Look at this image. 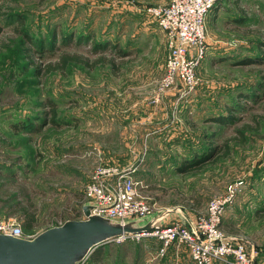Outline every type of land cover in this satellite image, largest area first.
I'll use <instances>...</instances> for the list:
<instances>
[{
	"label": "rangeland",
	"instance_id": "374dc122",
	"mask_svg": "<svg viewBox=\"0 0 264 264\" xmlns=\"http://www.w3.org/2000/svg\"><path fill=\"white\" fill-rule=\"evenodd\" d=\"M221 1L240 15L215 21L210 10L196 86L155 102L167 44L146 10L168 0H0V217L18 216L17 197L35 206L37 233L67 220L99 165L130 172L154 208L179 206L189 218L243 180L221 225L264 263V0H237L240 9ZM63 53L117 67L70 62L46 72ZM221 114L224 123L210 120ZM15 122L32 126L13 133ZM243 125L245 141H230ZM226 141L228 155L183 171L194 151ZM175 223L176 215L165 221ZM160 246L154 235L109 241L97 264H195L174 245L160 255Z\"/></svg>",
	"mask_w": 264,
	"mask_h": 264
},
{
	"label": "built area",
	"instance_id": "2783aa9c",
	"mask_svg": "<svg viewBox=\"0 0 264 264\" xmlns=\"http://www.w3.org/2000/svg\"><path fill=\"white\" fill-rule=\"evenodd\" d=\"M215 2L216 0H168L164 5L147 8L146 11L164 31L167 44L155 102L169 89H175L176 97L182 98L196 86L197 68L209 48L206 23ZM242 184L243 180L230 184L224 194L207 203L204 213L190 217L187 223L167 224L151 232L121 235L110 241L154 235L161 242L158 249L160 255L174 245L175 248L186 251L195 264H264L257 260L255 251L227 234L221 225L226 206L232 202ZM83 194L85 202L90 201L102 207L92 212L121 221L157 210L146 201L139 182L130 172L109 165H99L92 171ZM62 223L60 221L57 225ZM0 233L23 238H31L37 234L35 231L24 234L20 220L14 216L0 218Z\"/></svg>",
	"mask_w": 264,
	"mask_h": 264
},
{
	"label": "water",
	"instance_id": "95a60500",
	"mask_svg": "<svg viewBox=\"0 0 264 264\" xmlns=\"http://www.w3.org/2000/svg\"><path fill=\"white\" fill-rule=\"evenodd\" d=\"M100 208L86 201L81 206L82 218L67 219L31 238L0 233V264H80L94 248L114 237L160 229L171 215L178 216L182 223L189 219L179 206L123 221L92 212Z\"/></svg>",
	"mask_w": 264,
	"mask_h": 264
},
{
	"label": "trees",
	"instance_id": "16d2710c",
	"mask_svg": "<svg viewBox=\"0 0 264 264\" xmlns=\"http://www.w3.org/2000/svg\"><path fill=\"white\" fill-rule=\"evenodd\" d=\"M219 0H217L216 2H218ZM236 1V0H235ZM234 1V2H235ZM238 9H240V4H238V1L236 2ZM215 7V5L212 6L211 9H213ZM241 17V16H240ZM244 17V16H243ZM241 19V18H240ZM70 62H78V63H82L88 67H94L97 63H101V62H107L109 65H111L113 68L117 67V63L112 59V58H106V57H99L95 60L90 61L88 58H83V56H81L78 53H63L60 56V59L54 63V64H49L46 67V72H51L53 70H58V69H64L68 63ZM239 100V98H238ZM236 104L233 106H227L225 107L226 109V113L227 116H230L233 118V115L231 114L232 111H236L238 110V103L239 102H235ZM51 111V121L54 123H57L55 118H56V109L54 105H51L50 108ZM224 117H226V115H219L218 117H211L210 120L218 122V123H224ZM226 119V118H225ZM32 125L31 124H24L23 126H21L20 129V125L19 123H13L11 125V127L13 128V133H17L19 132V130L22 131H28V129L30 130V127ZM248 125H243V127L238 128L236 130L237 133H239V138L236 136H233L230 141H236L239 140L240 142H244L245 141V134H244V129H247ZM204 139L206 141V143H209V139L206 135H204ZM203 153L202 155H199L196 151L193 152V154L190 156L191 158L195 159L194 161H190L191 158H189L188 160L186 159V165L183 168L184 170H193V169H198L201 168L203 166V162L206 161L208 158H211L212 156H214L215 158H219V157H223L229 154V145L228 142L226 141L225 143H222L220 145H210L207 144L206 148H203ZM188 161V162H187ZM190 161V162H189ZM14 204H13V211L15 213H18V216L16 217L17 219L20 220L21 222V226H22V231L24 234H30L34 232V227L36 226V208L33 205V203L30 202V200L28 198L25 199V202L22 201H18L17 197L13 199ZM76 213L73 216L68 217V219H80L82 217V212L81 210H77L75 211ZM9 216L12 215H6L0 218H7ZM65 220H63L64 222ZM105 244V243H104ZM102 244V245H104ZM102 245L97 246L96 248H94L91 253L88 255V257L85 259V261H87V259H90V263L91 264H97L98 261H101L103 258V252L101 250ZM84 261V262H85Z\"/></svg>",
	"mask_w": 264,
	"mask_h": 264
},
{
	"label": "crops",
	"instance_id": "0c3cea01",
	"mask_svg": "<svg viewBox=\"0 0 264 264\" xmlns=\"http://www.w3.org/2000/svg\"><path fill=\"white\" fill-rule=\"evenodd\" d=\"M233 1H235V0H233ZM236 2H237V0L235 1V3ZM238 4H239V2H238ZM232 9L233 8H231V7H229V8L225 7L224 6V2L219 0L215 4V7L212 9V18H214L215 21L220 19V21L224 20L225 22H227L229 20V19H227L228 17L237 18L240 15L239 12L238 11H234Z\"/></svg>",
	"mask_w": 264,
	"mask_h": 264
}]
</instances>
